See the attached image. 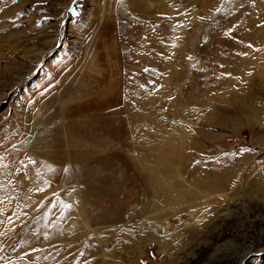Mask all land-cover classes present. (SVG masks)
I'll use <instances>...</instances> for the list:
<instances>
[{"label":"rangeland","instance_id":"1","mask_svg":"<svg viewBox=\"0 0 264 264\" xmlns=\"http://www.w3.org/2000/svg\"><path fill=\"white\" fill-rule=\"evenodd\" d=\"M111 6L0 0V264L25 258V239L34 264H264V0H127L119 10L139 21L167 18L164 37L143 46L162 90L112 138L88 136L96 115L84 112L77 132L61 118L58 139L38 110L98 90L109 68L98 58L113 46L89 45L84 29ZM187 51L175 84L170 60ZM69 53L81 60L77 83L65 78L39 103L44 71Z\"/></svg>","mask_w":264,"mask_h":264},{"label":"bare ground","instance_id":"2","mask_svg":"<svg viewBox=\"0 0 264 264\" xmlns=\"http://www.w3.org/2000/svg\"><path fill=\"white\" fill-rule=\"evenodd\" d=\"M117 1L120 3V6L115 0H110L112 6L108 7V9L102 13L99 12L98 15L95 16L94 23L86 26L84 29V33L86 32L85 39L88 40V37H90V40L87 42L89 45H92L94 40H97L98 44L101 41L104 42L105 40H108L113 46V49L110 52L104 53L98 58L102 61L99 64V67L109 66V68L105 70L96 81L98 90L92 91L89 90L88 86L86 87L83 85L80 89L77 87L80 90L79 93H75L77 99H69L67 101L69 104L65 111L61 110L62 112L56 111V113H54V109L50 106L49 102L42 103V108H39L38 110L39 116H46L45 131L47 133H57L56 136L59 134L60 136L58 139L61 137V118L63 117L65 121H70L72 126L71 129L77 132L80 131V128L76 126L75 122L82 117L84 112H90L94 114V117L96 115L92 127L89 130L91 134L88 136L100 141L112 138L117 133L124 131L122 126L126 123L129 111L132 107L134 108L139 104L146 103L149 89L157 88L159 91L162 90L164 80L158 77L159 73H152L150 70L148 66V57L143 51V46L149 33H152L160 40L164 37V34L167 31L166 16L160 14L151 21H139L126 9L119 10L120 8L124 9L123 4H125L127 0H123V2H120L122 0ZM62 35H64V32ZM141 39L142 42L140 44ZM122 42L129 45V49L120 51ZM127 50L128 52L126 53ZM138 52H141L143 57L138 56ZM48 53H45L42 58L45 59ZM176 53L177 52H175V54ZM186 53L183 59H181V55H174L170 60L168 70L171 74L173 83L175 84L179 72H184L191 68V60L194 58V54L190 51H187ZM72 55L73 54L69 53L68 56H66L64 63H61L62 66L60 69L55 68L52 71H44V77L47 78V82L44 86L48 87H45L44 92L40 96L39 103L43 102L44 99L48 97L65 78L69 88H72L73 84L77 83V79L80 75L78 76V71L76 72V70L81 63V60L80 58L76 59ZM136 57H139L141 60ZM125 60L130 61L133 64L123 66L122 64ZM141 61H144V64L141 63ZM134 63L139 65L140 68H136ZM88 65L90 66V64ZM143 67L144 69H142ZM62 69L65 70L63 75H61ZM72 73H75V75L71 78L70 76ZM70 81H72L71 84ZM90 89H92V87H90ZM76 100H79V103L74 104L73 101ZM80 102L82 104H80ZM161 140V143L165 148L162 149L160 153L158 164L164 165L166 163L165 155L169 150L167 146L171 144V139L168 136H163ZM45 146L47 145L45 144ZM149 146L150 148H154L151 144ZM14 157L17 158L18 155H14ZM54 167L60 169L59 164L54 165L52 168ZM53 171L55 170L53 169ZM46 176L51 179L53 178L51 174ZM159 186L170 187V184L163 176L162 183H160ZM0 237L2 238V235ZM22 246L27 247L26 249L28 250V255L25 258L6 263L2 261V263L34 264V241L31 239H25L22 242ZM247 256L248 253L244 255V257Z\"/></svg>","mask_w":264,"mask_h":264},{"label":"snow or ice","instance_id":"3","mask_svg":"<svg viewBox=\"0 0 264 264\" xmlns=\"http://www.w3.org/2000/svg\"><path fill=\"white\" fill-rule=\"evenodd\" d=\"M13 2H15V0H13Z\"/></svg>","mask_w":264,"mask_h":264}]
</instances>
